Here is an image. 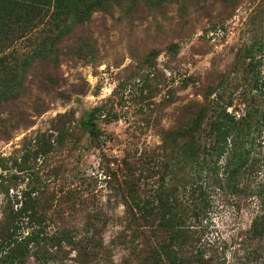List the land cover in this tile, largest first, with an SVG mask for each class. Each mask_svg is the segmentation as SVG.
Listing matches in <instances>:
<instances>
[{"label":"rangeland","instance_id":"374dc122","mask_svg":"<svg viewBox=\"0 0 264 264\" xmlns=\"http://www.w3.org/2000/svg\"><path fill=\"white\" fill-rule=\"evenodd\" d=\"M64 29L47 56L38 53L24 61L17 96L0 101V157L9 164L8 157L28 149L26 163L50 205L47 233L65 227L75 231L76 239L90 221L98 230H89L101 242L94 254L80 259L76 249L63 243L47 264H138L136 249L153 240L166 242L168 231L144 228L147 238L142 240L133 226L125 225L115 190L120 160L125 157L134 166L136 199L144 202L159 183L158 174H164L159 167L160 172L144 177L149 151L162 158L159 130L190 123L203 94L212 98L221 86V99L232 98L226 110L235 116L250 102L259 113L264 110L251 91L244 94L246 102L239 99L242 78L251 73L244 68L243 50L252 42L250 54L264 79V0H119L82 22L74 18ZM41 33L34 27L28 38L3 46L1 53L18 60ZM150 51L156 55L149 57ZM96 105L103 112L95 120L100 137L93 139L79 121L83 111ZM41 133L59 135L61 143L53 142L47 154L31 156L26 143ZM254 135L235 188L218 189L209 182L203 189L209 204L204 215L195 214L200 209L197 188L184 186L190 170L172 161L163 181L177 187L176 252L182 257L199 250L200 264H264V125ZM175 140L179 144L181 137ZM24 182L9 193L18 194ZM3 202L0 192V211ZM4 254L0 250V264ZM24 264L41 262L28 256Z\"/></svg>","mask_w":264,"mask_h":264},{"label":"trees","instance_id":"16d2710c","mask_svg":"<svg viewBox=\"0 0 264 264\" xmlns=\"http://www.w3.org/2000/svg\"><path fill=\"white\" fill-rule=\"evenodd\" d=\"M117 1L119 0H0V101L17 96L23 76L22 66L26 64L24 61H29L30 57L38 53L47 56L49 46L63 36L64 28L71 26L74 18L77 22H82L89 19L93 11ZM34 27L42 33L35 47L24 57L17 60L16 57L11 58L9 54L5 56L1 53L3 46L11 45L18 38H28ZM252 46L253 42L243 50L242 57L247 58L244 68L251 73L242 78L245 88L239 93V99L246 102L244 94L251 91L264 105V79L259 77L257 60L250 54ZM155 55L154 51L148 53L149 57ZM218 87L220 90L212 98L203 94V103L195 111L190 123L183 127L159 130L162 158L158 160L157 152L149 151L146 162H150V165L143 167L146 171L144 177L150 178L160 172L159 167H162L164 174H158L159 183L153 192H149V200L140 202L136 199L138 178L134 176V166L125 157L120 160L121 177L115 180V190L124 207L125 225L133 226L142 240L147 238L144 228L159 226L168 231L169 238L166 242L153 240L151 244L144 243L139 250L136 249L138 264H200L199 250H195L193 257L186 258L176 252L180 236L176 226L179 221L177 211L181 206L177 202V195H174L177 187L165 185L163 179L168 175L172 161L174 165L175 162H182L181 167H188L190 171L184 175V186L188 189L197 188L200 209L195 214L204 215L209 204L203 189L209 186V182L217 185L218 189L235 188L234 182L246 163L254 133L259 132L264 125V110L259 113L252 102L247 104V109L241 115L235 116V113L228 112L226 108L231 104V95L223 101V88ZM102 112L99 105L82 112L79 124L88 137H100L101 132L95 120ZM177 136L181 137L179 144L175 140ZM53 142L61 143L60 136L51 138L50 133H41L30 137L26 144L33 149V156L47 154ZM26 152L28 149L20 157H8L9 164L6 163V158L0 157V192L4 195L0 211V250H5L2 263L24 264L27 257L32 256L41 264H47L63 243L76 249V255L80 259L81 256L93 253V249H100L101 242L93 237V232L89 233L93 229L95 233L98 231L91 221L83 235L76 239L72 234L75 231L65 227H55L54 231L46 232L50 205L40 196L36 182L38 177L28 168ZM220 158H223V163L218 165ZM220 168L221 178L217 174ZM24 179V187L19 189L18 194L9 193L11 187L15 188ZM196 179L202 181V184L197 185ZM189 191L191 196L194 189ZM191 208L192 205L185 207L186 211ZM89 216L96 220L98 217L93 214ZM23 229L25 231L21 234ZM81 248L82 251H79Z\"/></svg>","mask_w":264,"mask_h":264}]
</instances>
